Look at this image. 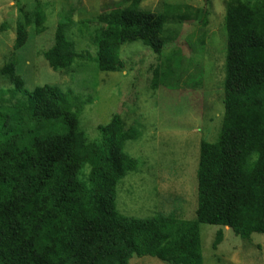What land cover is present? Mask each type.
Wrapping results in <instances>:
<instances>
[{
	"label": "trees",
	"instance_id": "obj_1",
	"mask_svg": "<svg viewBox=\"0 0 264 264\" xmlns=\"http://www.w3.org/2000/svg\"><path fill=\"white\" fill-rule=\"evenodd\" d=\"M144 1L122 0L97 17L99 71H123L119 50L126 44L141 41L164 53L167 15L143 9ZM178 10L182 22L197 19L191 7ZM21 15L14 55L0 71L12 84L0 90V264H130L142 257L204 264L201 225L220 228L214 249L225 228L246 241L264 234V0L228 4L222 127L217 143L200 144L198 208L188 222L120 213L117 186L138 168L125 144L138 140V128L114 115L98 128L101 140L91 142L80 118L90 98L56 85L28 90L17 51L26 46L29 27L35 35L45 32L46 15L40 6ZM73 35L59 23L54 46L43 53L56 73H74L83 58Z\"/></svg>",
	"mask_w": 264,
	"mask_h": 264
},
{
	"label": "rangeland",
	"instance_id": "obj_2",
	"mask_svg": "<svg viewBox=\"0 0 264 264\" xmlns=\"http://www.w3.org/2000/svg\"><path fill=\"white\" fill-rule=\"evenodd\" d=\"M122 0H0V71L14 55L17 22L22 12L40 6L46 30L29 27L26 46L17 51L18 73L26 88L56 85L65 93L91 99L81 127L91 142L101 140L98 128L120 115L136 126L138 140L125 144L137 161L136 171L117 186V209L137 219L164 215L191 221L198 208L197 169L202 141H218L224 114L227 33L225 16L231 0H145L143 9L166 14L164 53L156 55L141 41L119 50L123 71L105 73L93 62L97 17L117 9ZM191 7L197 19L182 22L178 10ZM69 25L82 54L73 72H54L43 53L55 44L59 23ZM7 24V30L3 25ZM156 72V74H155ZM9 89V90H7ZM0 90L12 84L0 73ZM9 100V96L5 97ZM15 101H9L13 104ZM220 228L201 225L204 264H264V234L242 240L225 228L224 241L214 249ZM130 264H167L156 258H133Z\"/></svg>",
	"mask_w": 264,
	"mask_h": 264
}]
</instances>
